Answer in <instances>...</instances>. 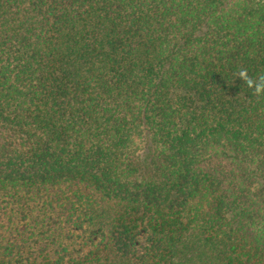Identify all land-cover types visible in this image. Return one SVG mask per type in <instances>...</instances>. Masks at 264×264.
Returning a JSON list of instances; mask_svg holds the SVG:
<instances>
[{
	"label": "trees",
	"instance_id": "16d2710c",
	"mask_svg": "<svg viewBox=\"0 0 264 264\" xmlns=\"http://www.w3.org/2000/svg\"><path fill=\"white\" fill-rule=\"evenodd\" d=\"M260 76L264 0H0V264H264Z\"/></svg>",
	"mask_w": 264,
	"mask_h": 264
},
{
	"label": "clouds",
	"instance_id": "9594fccd",
	"mask_svg": "<svg viewBox=\"0 0 264 264\" xmlns=\"http://www.w3.org/2000/svg\"><path fill=\"white\" fill-rule=\"evenodd\" d=\"M239 76L245 80L249 87H253V81L247 77L246 70L242 69ZM262 91H264V76H260L255 84V94L259 95Z\"/></svg>",
	"mask_w": 264,
	"mask_h": 264
},
{
	"label": "rangeland",
	"instance_id": "374dc122",
	"mask_svg": "<svg viewBox=\"0 0 264 264\" xmlns=\"http://www.w3.org/2000/svg\"><path fill=\"white\" fill-rule=\"evenodd\" d=\"M2 151H4V147L2 146V141H0V156L2 154ZM1 158V157H0ZM1 160V159H0Z\"/></svg>",
	"mask_w": 264,
	"mask_h": 264
}]
</instances>
